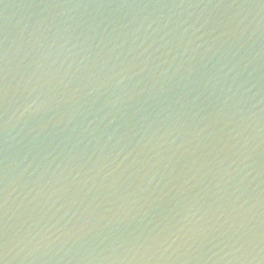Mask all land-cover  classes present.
Listing matches in <instances>:
<instances>
[{"label": "water", "instance_id": "95a60500", "mask_svg": "<svg viewBox=\"0 0 264 264\" xmlns=\"http://www.w3.org/2000/svg\"><path fill=\"white\" fill-rule=\"evenodd\" d=\"M0 264H264V0H0Z\"/></svg>", "mask_w": 264, "mask_h": 264}]
</instances>
